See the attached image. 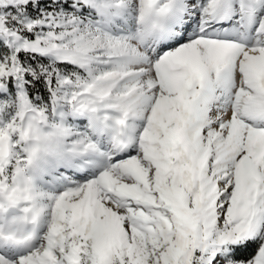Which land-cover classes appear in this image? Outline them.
Returning <instances> with one entry per match:
<instances>
[{"label": "snow or ice", "instance_id": "6c2138e0", "mask_svg": "<svg viewBox=\"0 0 264 264\" xmlns=\"http://www.w3.org/2000/svg\"><path fill=\"white\" fill-rule=\"evenodd\" d=\"M0 264H264V0H0Z\"/></svg>", "mask_w": 264, "mask_h": 264}]
</instances>
